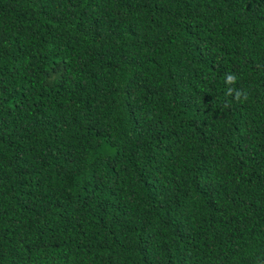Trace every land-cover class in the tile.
Here are the masks:
<instances>
[{
    "label": "trees",
    "instance_id": "trees-1",
    "mask_svg": "<svg viewBox=\"0 0 264 264\" xmlns=\"http://www.w3.org/2000/svg\"><path fill=\"white\" fill-rule=\"evenodd\" d=\"M0 264H264V0H0Z\"/></svg>",
    "mask_w": 264,
    "mask_h": 264
}]
</instances>
